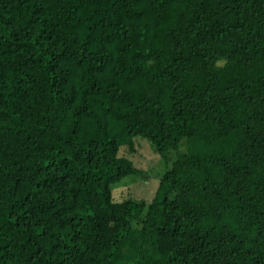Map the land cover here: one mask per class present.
<instances>
[{"label": "trees", "instance_id": "obj_1", "mask_svg": "<svg viewBox=\"0 0 264 264\" xmlns=\"http://www.w3.org/2000/svg\"><path fill=\"white\" fill-rule=\"evenodd\" d=\"M0 264H264V0H0Z\"/></svg>", "mask_w": 264, "mask_h": 264}, {"label": "rangeland", "instance_id": "obj_2", "mask_svg": "<svg viewBox=\"0 0 264 264\" xmlns=\"http://www.w3.org/2000/svg\"><path fill=\"white\" fill-rule=\"evenodd\" d=\"M119 155L131 160L140 173L122 179L112 185V200L121 202L126 200L151 201L162 176L172 168L177 153L171 152L167 159L156 153L152 143L148 140L135 138L133 153L128 148H121ZM138 177V178H137Z\"/></svg>", "mask_w": 264, "mask_h": 264}]
</instances>
